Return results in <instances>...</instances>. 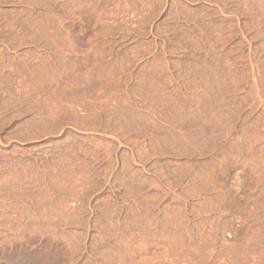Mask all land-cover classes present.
<instances>
[{"label":"rangeland","instance_id":"rangeland-1","mask_svg":"<svg viewBox=\"0 0 264 264\" xmlns=\"http://www.w3.org/2000/svg\"><path fill=\"white\" fill-rule=\"evenodd\" d=\"M0 264H264V0H0Z\"/></svg>","mask_w":264,"mask_h":264}]
</instances>
